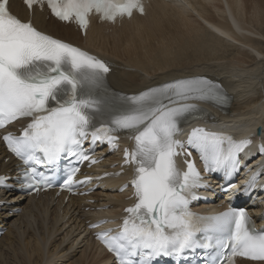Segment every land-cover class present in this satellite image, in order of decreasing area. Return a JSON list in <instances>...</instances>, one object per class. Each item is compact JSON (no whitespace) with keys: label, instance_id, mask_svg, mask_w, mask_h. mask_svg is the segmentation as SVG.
Listing matches in <instances>:
<instances>
[{"label":"snow or ice","instance_id":"6c2138e0","mask_svg":"<svg viewBox=\"0 0 264 264\" xmlns=\"http://www.w3.org/2000/svg\"><path fill=\"white\" fill-rule=\"evenodd\" d=\"M23 2L29 11L46 5L58 20L74 21L85 32L93 13L115 22L117 17H131L134 10L144 11L142 0ZM108 72L104 61L39 30L31 20L22 21L11 12L10 0H0V129L21 119L29 121L19 135L7 131L0 139L23 165L18 176L21 188L38 193L53 187L56 168L67 159L71 167L60 187L74 192L91 181L87 176L75 180L79 165L97 163L92 159L97 146L115 150L120 135H126L135 142L131 150L124 149V165L133 171L135 203L124 209L118 231L96 234L116 264H154L162 257L180 260L197 249L201 264H238L240 259L264 264V228L258 230L243 207H229L213 216L191 211L192 201L200 199L193 190L210 186L194 159L184 161V171L176 163L177 156L191 157L194 150L210 174L231 176L247 167L239 154L251 145V137L236 140L193 128L186 143L177 139L183 124L210 115L196 102H228L223 87L194 76L128 96L111 90ZM258 152L264 156V143ZM262 175L264 168L253 174L243 192L250 194ZM6 184L7 178L0 177V187ZM232 187L227 184L222 190L227 193Z\"/></svg>","mask_w":264,"mask_h":264},{"label":"bare ground","instance_id":"6f19581e","mask_svg":"<svg viewBox=\"0 0 264 264\" xmlns=\"http://www.w3.org/2000/svg\"><path fill=\"white\" fill-rule=\"evenodd\" d=\"M10 7L28 19L20 0H11ZM33 20L40 29L109 60V81L127 94L193 75L216 81L232 97L228 126L244 122L264 135V0H152L144 16L121 26L94 20L86 37L37 9ZM5 157L0 146V174H13L16 161ZM125 197L99 190L90 196L95 204L86 197L64 204L53 192L26 196L0 190V225L8 227L0 237V263L51 264L81 251L68 264H114L86 226L99 213L86 207L110 204L108 212L116 215L127 204Z\"/></svg>","mask_w":264,"mask_h":264},{"label":"rangeland","instance_id":"374dc122","mask_svg":"<svg viewBox=\"0 0 264 264\" xmlns=\"http://www.w3.org/2000/svg\"><path fill=\"white\" fill-rule=\"evenodd\" d=\"M87 209V208H86ZM63 236V234H59L58 236H57V238H58V240H59V238H61ZM55 249V248H54ZM55 251H56V249L55 250H53L52 252H51V255H53L54 256V254H55ZM61 255V254H60ZM81 255V251L80 252H76L75 253V257H73V258H71V257H69L68 259L66 258V257H62V259H61V257H60V259H57V260H55V261H53V262H51V264H68V263H70V262H72L74 259H76L77 257H79ZM55 258H56V256H55ZM60 261V262H59ZM57 262H59V263H57ZM0 264H2V263H0Z\"/></svg>","mask_w":264,"mask_h":264}]
</instances>
